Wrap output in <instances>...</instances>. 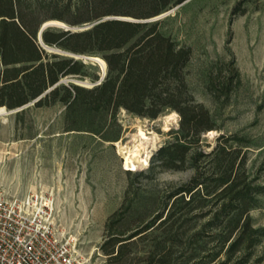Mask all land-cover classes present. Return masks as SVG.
I'll return each instance as SVG.
<instances>
[{"label": "trees", "instance_id": "obj_1", "mask_svg": "<svg viewBox=\"0 0 264 264\" xmlns=\"http://www.w3.org/2000/svg\"><path fill=\"white\" fill-rule=\"evenodd\" d=\"M184 1L65 0L59 5V0H0V107L61 104L65 131H87L105 138L117 125L120 109L151 119L165 110L180 116L178 129L157 150L148 173L180 169L192 162L194 175L150 210L139 200L129 199L127 190L122 206L105 223L101 250L109 264L132 260L136 264H212L222 255L226 260L221 264H227L236 253L249 255L264 237V228H255L250 217L264 186L247 175L241 148L228 143L244 139L221 134L210 152L203 151L202 134L217 127L188 87L186 67L192 50L164 33L162 20H149ZM246 1L241 0L232 15L244 12L237 10ZM108 16L119 18L101 20ZM49 19L69 26L99 22L76 31L49 25L40 41L38 33ZM48 47L100 57L106 64L105 77L96 84L101 74L95 65L49 52ZM70 78L93 85L75 84ZM204 217L199 229L191 227L194 231L183 244V224ZM205 237L216 238L217 244L199 257L197 250L204 248ZM139 243L144 247L137 251Z\"/></svg>", "mask_w": 264, "mask_h": 264}, {"label": "rangeland", "instance_id": "obj_2", "mask_svg": "<svg viewBox=\"0 0 264 264\" xmlns=\"http://www.w3.org/2000/svg\"><path fill=\"white\" fill-rule=\"evenodd\" d=\"M240 1L186 0L159 19L164 33L192 50L186 67L188 87L195 102L210 111L217 127L202 134L203 151L210 152L221 134L242 137L241 143H228L241 148L247 175L264 186V0H247L237 10L244 12L232 15ZM64 2L59 0V5ZM45 23L73 31L84 28L57 19ZM47 50L90 62L102 75L100 64L85 55ZM79 85L90 87L93 83L83 80ZM226 88L230 90L226 92ZM63 116L61 104L34 107L33 103L0 114V191L7 196L35 191L52 198L56 227L74 239L77 251L89 264H109L101 250L105 223L122 206L127 190L129 199L139 200L150 210L153 203L162 204L168 192L194 175L192 162L180 169L148 173L157 150L171 139L170 132L178 129L180 116L165 110L151 119L120 109L117 125L106 132L108 138L87 131H65ZM142 133L147 139L141 138ZM193 151H197L195 146ZM132 152L138 158L135 170L125 165ZM139 172L145 174L137 176ZM257 198L258 206L250 210V217L255 228H264V193ZM206 218L183 224V244L194 231L191 227L199 229ZM202 241L199 257L217 244L216 238ZM143 247L139 243L137 251ZM182 251L180 246V260ZM225 260L222 255L212 264ZM227 264H264V237L249 255L236 253Z\"/></svg>", "mask_w": 264, "mask_h": 264}, {"label": "built area", "instance_id": "obj_3", "mask_svg": "<svg viewBox=\"0 0 264 264\" xmlns=\"http://www.w3.org/2000/svg\"><path fill=\"white\" fill-rule=\"evenodd\" d=\"M0 264H89L56 227L53 200L32 191H0Z\"/></svg>", "mask_w": 264, "mask_h": 264}, {"label": "water", "instance_id": "obj_4", "mask_svg": "<svg viewBox=\"0 0 264 264\" xmlns=\"http://www.w3.org/2000/svg\"><path fill=\"white\" fill-rule=\"evenodd\" d=\"M163 16H164V14H160V15L155 16V17H153V18H151V19H149V20H158L159 18H161V17H163ZM107 18H119V17H115V16H113V17H109V16H108V17H104V18L101 19V20H105V19H107ZM96 22H99V21H96ZM96 22H93V23H84V24H83L84 28L81 29V30H84V29H88V28H90V27H91L93 24H95ZM49 25H52V24H51V23H45V24L42 25V27H41V29H40V31H39V33H38V39H39L40 41L42 40V38H41V34H42L43 29H44L45 27L49 26ZM86 58L91 59V60L96 61V62L99 63V61L96 59V56H87ZM99 64H100V63H99ZM100 66H101V64H100ZM101 67H102V66H101ZM105 75H106V64H105V62H104V67H102V75H101L99 81H98L96 84H99V83L103 80V78L105 77ZM73 83H75V84H79V83H82V81H81V80H77V79H75ZM36 100H37V99H36ZM36 100H35V101H36ZM3 107H4V109H7L5 106H3ZM4 112H5V111H4Z\"/></svg>", "mask_w": 264, "mask_h": 264}, {"label": "bare ground", "instance_id": "obj_5", "mask_svg": "<svg viewBox=\"0 0 264 264\" xmlns=\"http://www.w3.org/2000/svg\"><path fill=\"white\" fill-rule=\"evenodd\" d=\"M96 59L99 61V63L101 64L102 67H104V61L100 58V57H96ZM4 111H6V109H4V107H0V114L4 113ZM142 139H147V137L145 136L144 133H142ZM136 153H130L128 156H126V161H125V165L127 166V168L135 170L137 169V161L138 158H135Z\"/></svg>", "mask_w": 264, "mask_h": 264}]
</instances>
